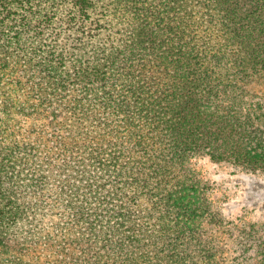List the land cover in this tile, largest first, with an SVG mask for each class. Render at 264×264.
<instances>
[{"label":"trees","instance_id":"1","mask_svg":"<svg viewBox=\"0 0 264 264\" xmlns=\"http://www.w3.org/2000/svg\"><path fill=\"white\" fill-rule=\"evenodd\" d=\"M202 158L264 174V0H0V264H264Z\"/></svg>","mask_w":264,"mask_h":264},{"label":"rangeland","instance_id":"2","mask_svg":"<svg viewBox=\"0 0 264 264\" xmlns=\"http://www.w3.org/2000/svg\"><path fill=\"white\" fill-rule=\"evenodd\" d=\"M195 169L237 230L251 220L264 219V174L233 170L207 158L199 160Z\"/></svg>","mask_w":264,"mask_h":264}]
</instances>
